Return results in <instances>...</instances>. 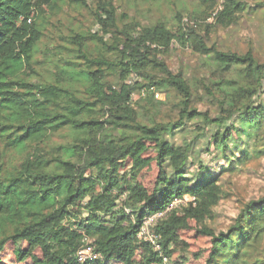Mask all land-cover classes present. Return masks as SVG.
Returning <instances> with one entry per match:
<instances>
[{
    "label": "trees",
    "instance_id": "trees-1",
    "mask_svg": "<svg viewBox=\"0 0 264 264\" xmlns=\"http://www.w3.org/2000/svg\"><path fill=\"white\" fill-rule=\"evenodd\" d=\"M63 1L0 0V252L9 241H25L17 258L33 264H151L159 256L138 237L143 218L188 195L194 200L153 226L168 257L183 245L179 230L193 221L209 237L203 264H264V195L245 202L226 228L206 224L224 197L221 174L264 158V102L257 100L264 62L251 50L205 41L212 26L236 24L264 0L251 8L223 0L205 35L181 13L172 27L136 22L118 30L116 7L103 0L96 8L100 31L73 33L68 49L54 45L47 52L52 75L45 68L48 74H40L38 19ZM198 1L204 18L219 4ZM173 39L201 56L208 74L198 88L159 58ZM156 91L165 98L176 93L175 119L159 118L151 104ZM56 135L62 141L50 145ZM149 149L157 170L151 190L138 181L151 162L143 156ZM202 152L224 166L210 170ZM85 248L91 254L80 259Z\"/></svg>",
    "mask_w": 264,
    "mask_h": 264
},
{
    "label": "rangeland",
    "instance_id": "rangeland-1",
    "mask_svg": "<svg viewBox=\"0 0 264 264\" xmlns=\"http://www.w3.org/2000/svg\"><path fill=\"white\" fill-rule=\"evenodd\" d=\"M101 1L103 0H64L51 11L48 7H45L46 16L39 18L45 23L42 24L38 19L42 36L37 45V58L45 65H35V70L38 73L51 74L52 61L47 52L52 51L54 45L63 46V50L64 48L68 49L71 47L68 40H70L73 33L83 34L87 31H100V27L96 22V8ZM242 1L246 4V8H251L255 2L254 0ZM112 2L116 7L118 30L136 22L150 25L157 21H163L172 27L176 21L174 15L181 13L183 14V22L193 26L202 35H205L204 25L206 23L211 24L214 21V18L212 20L208 19L210 15L205 18L204 15L202 16L201 10H203V7L198 0H112ZM219 2H223V0H218ZM59 7L60 9H58ZM207 32L205 41L209 46L240 53L251 50L260 62H264V7L251 14L244 13L238 18L236 24L227 28L212 26ZM104 39L112 44L115 35L108 33L104 35ZM167 49L165 53L159 54V58L164 60L173 73L181 72L189 81H192L193 87L197 86L198 88L199 80H204L208 74L207 68L202 65V58L199 53L193 52L190 47L180 44L176 39L170 42ZM111 80H116L115 75H111ZM156 93H158V97L154 94L151 104L157 106L159 118L165 120L175 119L176 113L172 108L173 104L178 101L176 93L169 91L167 98L162 92L156 91ZM139 95L146 96V99L150 100V94L146 95L141 91ZM137 96V94H134L133 98H137ZM257 100L264 102V86ZM147 103L149 101H146ZM200 108L204 109L206 105L201 104ZM62 139L63 137L56 135L52 137L50 145L54 142H60ZM143 156L151 158V162L140 172L138 181L148 190H151L157 173L153 160L154 151L149 149ZM199 159L203 165L215 172L218 171V168L224 166V161L215 159L213 154L202 152ZM190 170H195V167ZM220 182L223 186L224 197L215 207L214 219L206 221L209 227L217 231L226 228L231 223L238 209L245 202L264 195V158L251 159L231 172H224L221 174ZM179 236L183 241V245L178 246L170 255L168 264H203L210 246L209 237L199 234L193 221L189 222L188 228L179 230ZM25 248V241L18 244L11 241L7 242L0 252V264H33L30 257L24 260L17 258V250ZM32 254L35 257H41L38 249L34 250ZM138 259L139 257L135 256L133 261L137 262ZM105 264L123 263L109 261Z\"/></svg>",
    "mask_w": 264,
    "mask_h": 264
},
{
    "label": "built area",
    "instance_id": "built-area-1",
    "mask_svg": "<svg viewBox=\"0 0 264 264\" xmlns=\"http://www.w3.org/2000/svg\"><path fill=\"white\" fill-rule=\"evenodd\" d=\"M222 2H219L217 8L210 14L208 17L209 20H212L218 11L221 8ZM31 16L27 18V21L30 22ZM186 21V19H184ZM155 96L158 97V93H155ZM194 198L192 196L185 195L183 197H175L173 198L166 207L158 212H155L151 215H148L143 218L139 230H138V237L148 242L151 247L158 253L159 260L152 262L151 264H168L169 257L163 252L162 245L160 243V236L156 234L153 230V226L155 222L163 217L167 212L172 209H177L184 206L188 201H193ZM90 248H85L79 252V258L84 259L86 256H89ZM95 257V256H94Z\"/></svg>",
    "mask_w": 264,
    "mask_h": 264
}]
</instances>
